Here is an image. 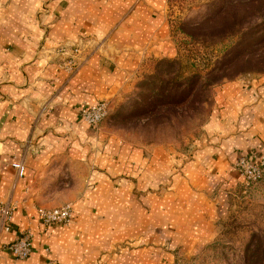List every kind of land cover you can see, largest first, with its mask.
Here are the masks:
<instances>
[{
    "label": "crops",
    "instance_id": "1",
    "mask_svg": "<svg viewBox=\"0 0 264 264\" xmlns=\"http://www.w3.org/2000/svg\"><path fill=\"white\" fill-rule=\"evenodd\" d=\"M7 2L0 12V203L15 205L10 231L0 233V264H173V252H193L213 233L214 193L224 199L240 183L235 162L264 155V86L218 88L209 111L216 142L182 167L120 149L88 132L80 111L113 99L144 59L171 52L166 0L50 4L44 47L83 41L85 61L72 75L38 54V2ZM94 141L105 147L91 150ZM19 159L21 178L10 166ZM60 173L70 179L66 188L57 187ZM64 204L72 209L68 226L41 223L38 208ZM21 232L31 234L23 260L7 249Z\"/></svg>",
    "mask_w": 264,
    "mask_h": 264
},
{
    "label": "rangeland",
    "instance_id": "2",
    "mask_svg": "<svg viewBox=\"0 0 264 264\" xmlns=\"http://www.w3.org/2000/svg\"><path fill=\"white\" fill-rule=\"evenodd\" d=\"M4 1L0 0V12ZM30 1L8 0L7 6H15L17 2V7L25 5L27 8ZM33 1L38 2L32 13L40 32L38 54L68 75L74 74L85 61L81 59L83 41L79 38L60 42L49 49L44 47L49 39V19L53 11L50 4L56 0ZM231 6L235 7L233 17H223L214 24V14ZM257 11L256 5L247 0H166L167 42L171 52L144 59L131 82L113 99L102 100L107 104V115L87 131L102 134L120 149H140L145 154L173 161L177 167L194 160L198 152L216 142V129L209 122L215 91L230 83L242 89L264 86L263 67L254 61L257 58L250 63L244 61L250 58L249 52L237 58L226 71L228 79L210 83L214 76L210 72L224 63L223 57L228 51L238 43L257 38L252 35L262 22ZM75 48L79 53L74 56ZM253 51L255 49L250 52ZM69 60L75 63L72 70L65 69ZM195 76H200L197 85ZM188 93L190 95L184 99ZM89 143L93 151L99 152L105 147L101 141ZM30 151L37 153L39 147ZM68 182L66 174L60 173L57 187L66 188ZM225 192L224 199L214 193L216 218L212 235L191 253L173 252V264H244L252 237H264V172L256 184L245 187L240 177V183ZM11 204L14 207L15 204ZM71 221L62 226H68ZM126 243L124 240L118 244Z\"/></svg>",
    "mask_w": 264,
    "mask_h": 264
},
{
    "label": "built area",
    "instance_id": "3",
    "mask_svg": "<svg viewBox=\"0 0 264 264\" xmlns=\"http://www.w3.org/2000/svg\"><path fill=\"white\" fill-rule=\"evenodd\" d=\"M79 50L75 48L72 54L75 56ZM74 61L69 60L65 64V69L72 70ZM106 102L99 101L90 107L81 109L80 116L82 120L92 128L100 124L107 115ZM18 178L24 176L25 165L21 160L14 161L10 164ZM235 170L242 179L245 187L252 186L260 181L264 172V156L261 155L254 160L250 156H241L235 163ZM13 209L11 203H0V233L10 231V222L12 220ZM37 213L44 226L66 225L72 219L71 205L64 204L55 208H38ZM8 251L13 257L19 260L26 259L31 253V234L21 232L17 238L7 246ZM1 250V249H0Z\"/></svg>",
    "mask_w": 264,
    "mask_h": 264
},
{
    "label": "trees",
    "instance_id": "4",
    "mask_svg": "<svg viewBox=\"0 0 264 264\" xmlns=\"http://www.w3.org/2000/svg\"><path fill=\"white\" fill-rule=\"evenodd\" d=\"M247 2L251 3V5H256L258 10L257 17L262 20V22L258 24L259 26L257 27V30L252 33V35H257V38L251 42L238 43L230 51H228L223 57V59H225L224 63L218 66L216 68V71L214 70L210 72V75L214 74L212 80L210 81L211 84H215L222 79H228L229 77L227 76L226 71L231 69V66L235 62V60L237 58H240L246 52H249L251 54H249L250 58H247L244 61L246 63H250L251 61H253V59L257 58L254 61L259 63L263 67L261 71L264 72V0H250V2L249 0H247ZM245 6L249 5L246 4ZM233 10H235L234 6H231L228 9H220V11L215 13L213 16L214 24H216V21L220 20L223 17H233ZM200 27L202 26L200 25ZM231 27H233V24ZM223 31L228 30H221V32ZM229 32L231 31L229 30L227 33ZM229 35H232V33H230ZM252 49H255V51L250 52ZM195 78V84L197 85L200 83V76H195ZM189 93L184 97V99H186V97L190 95ZM244 264H264V237H259L257 235H254L252 237L245 251Z\"/></svg>",
    "mask_w": 264,
    "mask_h": 264
}]
</instances>
